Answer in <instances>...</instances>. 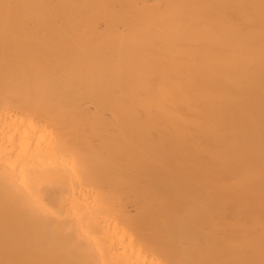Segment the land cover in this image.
Listing matches in <instances>:
<instances>
[{
  "label": "bare ground",
  "instance_id": "obj_1",
  "mask_svg": "<svg viewBox=\"0 0 264 264\" xmlns=\"http://www.w3.org/2000/svg\"><path fill=\"white\" fill-rule=\"evenodd\" d=\"M0 264H264V0H0Z\"/></svg>",
  "mask_w": 264,
  "mask_h": 264
}]
</instances>
